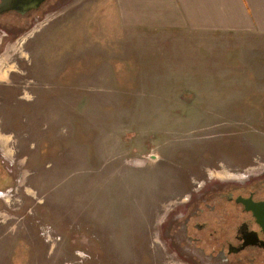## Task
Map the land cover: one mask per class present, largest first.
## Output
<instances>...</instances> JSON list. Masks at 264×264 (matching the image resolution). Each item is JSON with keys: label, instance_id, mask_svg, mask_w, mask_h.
I'll use <instances>...</instances> for the list:
<instances>
[{"label": "rangeland", "instance_id": "obj_1", "mask_svg": "<svg viewBox=\"0 0 264 264\" xmlns=\"http://www.w3.org/2000/svg\"><path fill=\"white\" fill-rule=\"evenodd\" d=\"M38 15L0 21V264H213L168 225L264 173V34L127 28L115 0Z\"/></svg>", "mask_w": 264, "mask_h": 264}, {"label": "flooded vegetation", "instance_id": "obj_2", "mask_svg": "<svg viewBox=\"0 0 264 264\" xmlns=\"http://www.w3.org/2000/svg\"><path fill=\"white\" fill-rule=\"evenodd\" d=\"M48 1L25 14L2 11L0 21L13 15L20 22L32 16L39 19L38 11ZM249 176L219 189L204 186L189 196L168 225L169 244L176 245L185 258L199 253L206 263L264 264V226L256 219L257 216L264 222V208L253 212L254 208L264 206V173Z\"/></svg>", "mask_w": 264, "mask_h": 264}, {"label": "crops", "instance_id": "obj_3", "mask_svg": "<svg viewBox=\"0 0 264 264\" xmlns=\"http://www.w3.org/2000/svg\"><path fill=\"white\" fill-rule=\"evenodd\" d=\"M115 10L132 29L264 34V0H115Z\"/></svg>", "mask_w": 264, "mask_h": 264}, {"label": "water", "instance_id": "obj_4", "mask_svg": "<svg viewBox=\"0 0 264 264\" xmlns=\"http://www.w3.org/2000/svg\"><path fill=\"white\" fill-rule=\"evenodd\" d=\"M0 12L16 11L25 14L29 11L38 9L46 0H0ZM264 206L253 209L254 213L260 212ZM258 224L263 227V221L256 216ZM263 222V223H262Z\"/></svg>", "mask_w": 264, "mask_h": 264}, {"label": "built area", "instance_id": "obj_5", "mask_svg": "<svg viewBox=\"0 0 264 264\" xmlns=\"http://www.w3.org/2000/svg\"><path fill=\"white\" fill-rule=\"evenodd\" d=\"M0 196H1V197L3 196L2 193H0Z\"/></svg>", "mask_w": 264, "mask_h": 264}]
</instances>
